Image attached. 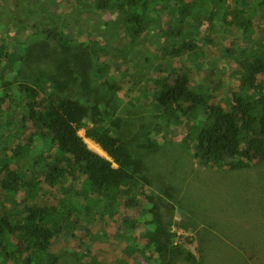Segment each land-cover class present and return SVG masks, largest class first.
<instances>
[{"label":"rangeland","instance_id":"rangeland-1","mask_svg":"<svg viewBox=\"0 0 264 264\" xmlns=\"http://www.w3.org/2000/svg\"><path fill=\"white\" fill-rule=\"evenodd\" d=\"M189 1L174 0L170 6ZM259 2L256 0L254 6ZM76 6V0H0V43L9 46L8 53H12L29 40L26 54L17 49L24 56L19 72L7 79L36 81L33 99L37 102L59 94L90 105L96 101L108 105L113 111L110 122L120 121L118 128L109 127L141 162L150 181L146 192L153 195L161 227L174 235L177 249L164 256L154 254L146 247V227L137 226L129 235L135 239V253H126L129 245L120 241L125 231L123 219L141 218L143 208L140 212L121 205L116 214H108L102 201L87 214L85 197H80L82 213L75 216H80L83 226L73 231L76 238L61 236L49 249L59 256L57 264H91L94 259L100 264H264V161L244 170H232L227 162L202 165L194 157L193 144L184 142L188 132L192 133L191 141H196V127L189 126L186 118L180 123L168 122L156 100L165 79L174 73H187L195 91L212 93L214 103L229 106L232 92L242 89L243 77L237 72L238 64L230 61L228 49L251 48L261 53L258 29L264 27V7L248 9L255 33L246 37L241 29L224 24L219 8L200 3L196 20L187 26L197 48H186L171 58L161 54L176 32L170 6L150 12L151 24L140 37L118 11L88 9L80 14ZM211 13H215V31L209 34ZM43 30H53L54 38L40 34L32 43L30 37ZM82 43L87 49L80 48ZM48 77L66 82L67 89L57 93L47 83ZM13 88L0 107V161L9 157L12 168L24 171L35 164L38 155L56 156L59 151L50 136H42L41 125L29 119L22 88L18 84ZM3 93L0 87V96ZM86 123L90 125V120ZM79 135L92 151L107 157L86 138L85 130ZM32 172L36 169L25 173L28 177L23 181L36 177ZM69 185L79 187L71 179L55 188L42 184V195L47 196L50 206L59 207ZM25 197L24 190L16 195L19 201ZM17 242L11 237L9 245ZM189 253L195 260H189ZM20 259L7 264H22L24 257Z\"/></svg>","mask_w":264,"mask_h":264},{"label":"trees","instance_id":"trees-1","mask_svg":"<svg viewBox=\"0 0 264 264\" xmlns=\"http://www.w3.org/2000/svg\"><path fill=\"white\" fill-rule=\"evenodd\" d=\"M229 1L191 0L171 7L170 3L174 0H76L75 10L80 14L88 9L118 11L122 21L132 28L135 36L140 37L149 29L150 12H160L170 6L169 14L175 21L176 32L168 41L172 44L164 46L161 54L174 58L186 48H197L193 45L194 34L187 30V26L191 20H196L195 11L200 3L205 6L210 3L216 10L219 8L223 12L224 24L241 29L244 36L255 33L253 16L248 9L264 7V0L255 6L253 3L256 0H231L232 4ZM214 15L211 13L209 17V34L215 31ZM259 31L258 34L262 36L259 37L261 53L251 48L242 51L228 49L232 55L230 61L238 64L237 72L243 77L242 89L232 92L229 106L214 103L212 93L195 91L187 73H174L161 83L156 100L163 107L168 122L180 123L186 118L189 126L192 124L196 127V141H191L192 133L188 132L184 142L193 144L194 157L202 165H224L227 162L232 170H244L251 168L256 161H264V27ZM45 33L49 34L50 39L54 38L53 30H43L34 33L30 37L31 42L35 43V36ZM178 40L181 44L176 42ZM80 48L87 49V44H80ZM9 49V46L0 43V87L5 92L0 96V107L6 101V93L14 90V85L18 84L22 88L20 92L24 93L23 101L29 109V119L41 125L42 136H50L59 153L47 157L38 155L35 164L24 171L12 168L9 157L0 161V264H7L11 259L21 260V256L24 257L22 264H57L59 256L49 249L61 236L76 238L73 231L82 225L80 216H75L82 213L80 197H85L84 210L87 214L96 209V203L102 201L106 202L108 214H116L121 205L140 212L143 208L141 218L123 219L125 231L120 241L129 245L126 253H135V239L129 235L137 226L146 227V247L154 254L164 256L176 250L177 246H173L174 235L161 227L155 199L146 192L150 181L144 175L141 162L129 150L124 139L109 127L118 128L120 122L119 119L110 122L112 109L99 101L90 105L83 99L59 94L35 101L36 81L26 83V79H16L15 82L7 79L8 75L16 76V71L19 72L24 56L17 51L26 54L29 40L18 50L14 48L12 53H8ZM46 81L57 93L61 88L68 87L66 82L49 77ZM251 90L253 94L249 95ZM192 118L197 122L190 120ZM88 119L90 125L86 123ZM81 130H85L86 138L98 145L110 160L89 148L79 135ZM31 139L34 140V137ZM34 168L36 172L32 173L36 177L23 181L28 177L25 173ZM42 178L43 181H38ZM68 179L79 187L67 186L59 201L60 206H50L47 196L42 195V184L55 188ZM20 190L26 194L22 201L16 199ZM11 237L18 242L9 245ZM189 260H195L190 253ZM91 264L100 263L94 259Z\"/></svg>","mask_w":264,"mask_h":264},{"label":"bare ground","instance_id":"bare-ground-1","mask_svg":"<svg viewBox=\"0 0 264 264\" xmlns=\"http://www.w3.org/2000/svg\"><path fill=\"white\" fill-rule=\"evenodd\" d=\"M126 66V65H125ZM124 70H126V69H124ZM124 72V71H123ZM217 73V72H216ZM93 145H94V143H93ZM100 148V147H99ZM100 152H103L101 149H100ZM106 154V153H105ZM109 159V158H108ZM110 160V159H109Z\"/></svg>","mask_w":264,"mask_h":264},{"label":"clouds","instance_id":"clouds-1","mask_svg":"<svg viewBox=\"0 0 264 264\" xmlns=\"http://www.w3.org/2000/svg\"><path fill=\"white\" fill-rule=\"evenodd\" d=\"M106 158H108V156H107ZM109 159H110V158H109Z\"/></svg>","mask_w":264,"mask_h":264},{"label":"crops","instance_id":"crops-1","mask_svg":"<svg viewBox=\"0 0 264 264\" xmlns=\"http://www.w3.org/2000/svg\"><path fill=\"white\" fill-rule=\"evenodd\" d=\"M98 146V145H97Z\"/></svg>","mask_w":264,"mask_h":264},{"label":"water","instance_id":"water-1","mask_svg":"<svg viewBox=\"0 0 264 264\" xmlns=\"http://www.w3.org/2000/svg\"><path fill=\"white\" fill-rule=\"evenodd\" d=\"M109 158V157H108Z\"/></svg>","mask_w":264,"mask_h":264}]
</instances>
